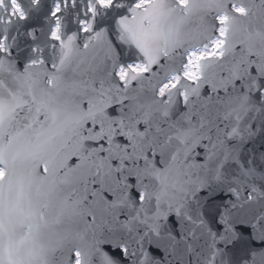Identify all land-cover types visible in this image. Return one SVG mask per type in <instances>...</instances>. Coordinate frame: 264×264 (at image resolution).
<instances>
[{
  "label": "snow or ice",
  "instance_id": "snow-or-ice-1",
  "mask_svg": "<svg viewBox=\"0 0 264 264\" xmlns=\"http://www.w3.org/2000/svg\"><path fill=\"white\" fill-rule=\"evenodd\" d=\"M0 264H264V0H0Z\"/></svg>",
  "mask_w": 264,
  "mask_h": 264
},
{
  "label": "water",
  "instance_id": "water-1",
  "mask_svg": "<svg viewBox=\"0 0 264 264\" xmlns=\"http://www.w3.org/2000/svg\"><path fill=\"white\" fill-rule=\"evenodd\" d=\"M257 147H259V140H257Z\"/></svg>",
  "mask_w": 264,
  "mask_h": 264
}]
</instances>
